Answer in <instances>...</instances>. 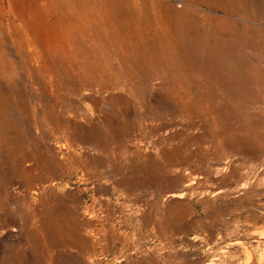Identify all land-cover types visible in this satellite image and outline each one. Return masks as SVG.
I'll use <instances>...</instances> for the list:
<instances>
[{
  "label": "rangeland",
  "instance_id": "1",
  "mask_svg": "<svg viewBox=\"0 0 264 264\" xmlns=\"http://www.w3.org/2000/svg\"><path fill=\"white\" fill-rule=\"evenodd\" d=\"M0 264H264V0H0Z\"/></svg>",
  "mask_w": 264,
  "mask_h": 264
}]
</instances>
